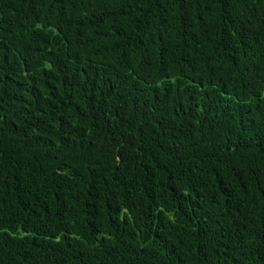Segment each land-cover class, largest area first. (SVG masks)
<instances>
[{"label": "trees", "instance_id": "1", "mask_svg": "<svg viewBox=\"0 0 264 264\" xmlns=\"http://www.w3.org/2000/svg\"><path fill=\"white\" fill-rule=\"evenodd\" d=\"M0 264H264V0H0Z\"/></svg>", "mask_w": 264, "mask_h": 264}]
</instances>
